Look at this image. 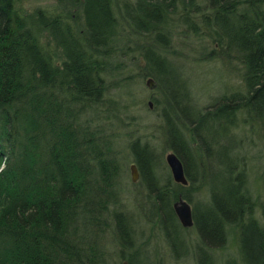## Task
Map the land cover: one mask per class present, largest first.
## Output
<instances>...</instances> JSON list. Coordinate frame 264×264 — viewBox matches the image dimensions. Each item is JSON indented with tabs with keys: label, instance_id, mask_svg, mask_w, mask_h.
Segmentation results:
<instances>
[{
	"label": "trees",
	"instance_id": "trees-1",
	"mask_svg": "<svg viewBox=\"0 0 264 264\" xmlns=\"http://www.w3.org/2000/svg\"><path fill=\"white\" fill-rule=\"evenodd\" d=\"M58 2V12H29L20 0H0V264H111L104 241L111 224L120 259L140 264L134 225L119 209L114 188L118 164L111 138L86 115L112 114L104 104L107 78L117 81L133 50L156 82L167 144L188 179L162 180L153 147L138 138L130 142L150 209L168 241L184 243L189 226L181 224L172 201L190 200L188 190L199 180L208 199L191 207L198 264H215L207 249L225 243L230 230L244 263L264 264V203L262 223L254 216L245 151L228 140L238 123L264 133V0ZM179 25L200 44L208 39L212 55L238 61L244 88L205 107L195 104L185 80L176 81L168 55L171 29ZM261 178L264 184V171Z\"/></svg>",
	"mask_w": 264,
	"mask_h": 264
},
{
	"label": "rangeland",
	"instance_id": "rangeland-1",
	"mask_svg": "<svg viewBox=\"0 0 264 264\" xmlns=\"http://www.w3.org/2000/svg\"><path fill=\"white\" fill-rule=\"evenodd\" d=\"M20 1L19 4L22 5V8L29 12L38 7L49 12H58L62 8L58 0ZM70 6L67 10H71V14H74L77 8ZM63 9L65 10V8ZM170 36L172 51L168 55L175 66L173 68L175 79L176 81L185 80L194 95L195 104L199 107L210 104L222 93L244 88L241 65L236 60L212 55L208 39L204 38L203 44H200L192 34H186L180 25L171 29ZM42 40L49 41L47 46L54 53L56 50L54 43L49 40L47 35L43 36ZM134 43L133 41L131 45H135ZM127 54L124 56L122 72L115 76L117 81L112 83V79H110L112 77L107 78L110 88L105 95L104 104L110 106L112 114L106 118H97L94 113L89 111L86 115L92 117L90 124L93 128H99L101 131L99 133L102 136L107 134L111 138L113 156L118 164L117 182L114 188L119 192V209L128 213L131 223L134 225L135 246L133 249L136 248L134 252L139 256V263L198 264L197 257L201 249L194 224L184 228L182 234L185 241L182 245H172L166 237V231L159 217L154 216L150 209L151 205L146 196V192H148L146 184L141 179L137 166V176L135 180L132 179L130 164H135V161L130 142L138 138L140 142H147L149 146L153 147L157 157L155 172L158 176L160 174L162 180L170 179L175 182L165 159L166 153L172 149L168 147L163 119L159 113L161 104L155 99L156 97L159 100L162 97L156 89L153 76L144 71L143 59L138 50L130 51ZM149 77L152 78V86H149L147 82ZM101 112L103 114L105 110ZM242 116L243 114L240 112L236 119L240 121ZM187 132L188 136L191 135L189 131ZM231 133L235 134V137L229 136L228 140L232 143L237 141V144L242 146L239 150L245 151L247 185L257 201L254 216L263 223L260 205L264 203V184L261 178L264 171V133L260 127L256 126L250 130L248 125H241V123L231 127ZM240 137L243 139L241 142ZM192 143L196 145L195 141ZM234 152L241 153L238 150ZM188 192L190 200L185 199L193 208L195 206L200 208L203 201L208 199V190L199 180L195 181ZM111 207L109 210L112 209ZM111 220L109 216L107 223L111 224L109 223L112 222ZM110 227L111 230H107L104 235L105 245L111 255V264H120L122 261L119 256L120 247L113 237L115 233L112 224ZM201 246L203 247V245ZM238 246L236 232L230 230L225 243L208 248L207 251L211 254L215 264H228L231 260L238 264H245ZM126 251H131V249H126Z\"/></svg>",
	"mask_w": 264,
	"mask_h": 264
},
{
	"label": "water",
	"instance_id": "water-1",
	"mask_svg": "<svg viewBox=\"0 0 264 264\" xmlns=\"http://www.w3.org/2000/svg\"><path fill=\"white\" fill-rule=\"evenodd\" d=\"M149 86H152V78H148ZM166 162L170 168L173 179L182 184L188 183L187 176L184 172L183 162L174 150H169L165 155ZM132 179L137 176V168L134 163L130 164ZM174 211L183 226H191L193 224L192 211L190 203L183 197L179 196L173 202ZM120 264H128L127 259H122Z\"/></svg>",
	"mask_w": 264,
	"mask_h": 264
},
{
	"label": "flooded vegetation",
	"instance_id": "flooded-vegetation-1",
	"mask_svg": "<svg viewBox=\"0 0 264 264\" xmlns=\"http://www.w3.org/2000/svg\"><path fill=\"white\" fill-rule=\"evenodd\" d=\"M137 166V165H136Z\"/></svg>",
	"mask_w": 264,
	"mask_h": 264
}]
</instances>
